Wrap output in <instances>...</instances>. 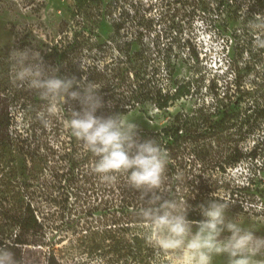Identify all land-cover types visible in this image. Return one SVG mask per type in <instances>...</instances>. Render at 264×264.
Returning a JSON list of instances; mask_svg holds the SVG:
<instances>
[{
    "label": "rangeland",
    "instance_id": "374dc122",
    "mask_svg": "<svg viewBox=\"0 0 264 264\" xmlns=\"http://www.w3.org/2000/svg\"><path fill=\"white\" fill-rule=\"evenodd\" d=\"M257 13L264 17V0H0V53L9 50L14 62L18 49L41 55L44 44L66 34L86 36V64L113 67L115 56L138 52L148 91L162 84L174 99L167 109L149 99L120 114L133 119L142 139L168 150L171 193L190 202L199 190L206 203L226 201L229 216L264 236V30L250 26ZM177 113L192 114L193 122L164 134ZM67 118L38 94L0 110V218L10 201L30 203L45 225L22 232L31 243L12 245L20 232L14 226L8 247L24 264H154L157 253L135 215L139 194L123 174L105 184L88 176V164L74 163L87 150ZM220 152L246 157L235 165L223 159L221 167Z\"/></svg>",
    "mask_w": 264,
    "mask_h": 264
},
{
    "label": "clouds",
    "instance_id": "9594fccd",
    "mask_svg": "<svg viewBox=\"0 0 264 264\" xmlns=\"http://www.w3.org/2000/svg\"><path fill=\"white\" fill-rule=\"evenodd\" d=\"M250 26L264 30V17L255 14ZM264 47V40L258 41ZM16 78L37 92L53 111L67 114L70 134L95 157L92 171L105 184L126 176L128 186L139 194L135 215L143 226V238L157 253L154 264H264V236L229 216L231 205L218 198L197 207L202 219H189L187 199L171 193L167 176L168 150L156 139H142L138 125L126 115H97L105 104L101 87L86 78L60 75L47 66L40 53L29 48L12 54ZM78 102L79 110L73 107ZM65 105H68L67 110ZM0 264H24L9 247L0 246Z\"/></svg>",
    "mask_w": 264,
    "mask_h": 264
},
{
    "label": "trees",
    "instance_id": "16d2710c",
    "mask_svg": "<svg viewBox=\"0 0 264 264\" xmlns=\"http://www.w3.org/2000/svg\"><path fill=\"white\" fill-rule=\"evenodd\" d=\"M120 27L118 26L117 28L119 29ZM87 43V38L84 35H78L74 39H70L66 34L52 44H44L46 48L41 49V57L47 66L58 68L60 75H74L77 79L86 78L88 81H94L95 84H99L100 90L107 92V94L102 96L105 106L99 109V114L97 115L107 116L113 113H125L128 108L135 107L138 103H146L149 99H154L155 105L159 110L170 107V102L174 99L175 94L164 91L162 84H156V90L153 94L148 91L146 68L144 67V62L139 60L138 52H125L115 56L116 62L113 67H109L106 64L100 66L95 62H87L86 64L82 56L91 58V54L86 53L84 50V45ZM14 63L9 50L6 49L0 53V110L7 109L11 104H20L22 106L37 95L36 91L30 90L26 84L17 80L16 72H13ZM178 89L180 91V87ZM73 107L79 110L78 102H73ZM67 108L68 105H65L66 110ZM61 112L66 114L64 111ZM193 118L192 114H170L163 128V133L171 135L172 132L179 133V131L186 130L190 123L193 122ZM8 136V138L15 137V139L20 140L19 134L12 136L8 133ZM139 136L143 137L140 131ZM229 148L228 151L231 154L236 150L231 145H229ZM229 153H218L215 156V162L224 167L222 164L223 159L229 165H235L246 157L242 153L234 156H229ZM258 154L257 151H250L251 157H257ZM78 155L77 153V156L73 157L74 163L76 165L79 163L81 165L88 164L90 169L88 176L97 178L98 176L92 171L95 157L88 151L80 154V156ZM193 189H195V186ZM204 198L206 196L203 191L199 190H197L193 198H189L190 202L188 203L191 206L189 219H202L197 206L201 203H206ZM8 210V215L0 218V246L8 247L7 237L13 233L12 228L16 225H18L20 232H14L15 237L12 245L31 243L28 239L22 237V232H37L45 227L35 207L30 203L27 206L19 207L15 201H10ZM137 238L138 236H134V239Z\"/></svg>",
    "mask_w": 264,
    "mask_h": 264
}]
</instances>
